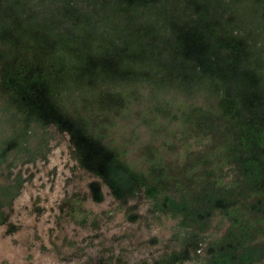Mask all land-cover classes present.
<instances>
[{"label": "trees", "instance_id": "16d2710c", "mask_svg": "<svg viewBox=\"0 0 264 264\" xmlns=\"http://www.w3.org/2000/svg\"><path fill=\"white\" fill-rule=\"evenodd\" d=\"M223 3L240 15L247 7L255 24L264 25L251 2ZM221 4L0 0L4 110L20 114L25 125L51 126L69 136L72 158L97 178L89 184L95 202L103 199V185L119 203L143 195L154 213L178 220L172 249L152 264H264V71L251 63L247 30L243 28L242 38L224 28L230 20L224 10L218 12ZM153 15L155 21L127 29L116 40L106 41L104 31H98L100 24L107 30L117 27L120 18L130 26L137 16ZM144 26L157 33H147ZM158 41L193 81L206 82L204 96L215 97L216 103L183 113L180 147L167 144L174 161L164 164L155 157L156 146L143 147L141 168L106 142L99 127L112 124L130 105L135 94L128 86L149 79L137 67L142 55L131 54L132 46ZM158 111L166 121L173 119L170 111ZM175 134L164 131L162 138L176 140ZM6 150H0V166ZM19 186L18 180L0 185V225L6 222L1 209L10 205ZM128 217L134 219L133 211Z\"/></svg>", "mask_w": 264, "mask_h": 264}, {"label": "rangeland", "instance_id": "374dc122", "mask_svg": "<svg viewBox=\"0 0 264 264\" xmlns=\"http://www.w3.org/2000/svg\"><path fill=\"white\" fill-rule=\"evenodd\" d=\"M243 9V15L231 12L238 24H255L247 7ZM150 18L155 21L156 16H137L130 26L120 18L123 22L117 27L107 30L100 24L98 31H104L106 41L116 40ZM114 22L112 17L111 27ZM144 46H132L131 54L142 55L136 64L149 79L145 85L128 86L126 90L135 94L130 105L112 124L99 127L107 135L106 142L125 152L130 165L141 168L143 147L156 146L155 157L164 164L174 161L168 145L172 142L177 148L181 142L183 113L191 106L209 108L216 103L215 97L204 96L206 82L193 81L187 68L182 71L179 59L172 62L170 50L160 41ZM146 56L151 59H143ZM160 108L170 111L173 119L166 121ZM21 120L20 114L4 110L0 96V150L7 149L0 185L20 183L10 205L1 209L6 222L0 225V264H152L172 249L178 220L154 213L151 200L143 195L119 203L103 185V199L95 202L89 184L97 178L72 158L69 136ZM164 131H176L178 139L162 138ZM12 140L15 143L8 145ZM70 206L79 207L78 213Z\"/></svg>", "mask_w": 264, "mask_h": 264}, {"label": "flooded vegetation", "instance_id": "af4514ba", "mask_svg": "<svg viewBox=\"0 0 264 264\" xmlns=\"http://www.w3.org/2000/svg\"><path fill=\"white\" fill-rule=\"evenodd\" d=\"M222 1V0H220ZM228 1V0H224ZM239 2H251L250 7L254 11H257L258 14H261L264 16V0H239ZM222 3V2H221ZM222 3L221 5H223ZM225 7H220L221 10H224L222 14L226 15L225 17H229L228 19L230 20L229 26H225V29H233L234 33H239L242 37V30L243 28L247 30V33L249 37L245 38L247 39L248 44L250 45L249 48L251 49L252 56L250 58L251 63H253L254 66H258L261 68V71H264V25L261 24H250V25H244V26H239L242 24H238L237 18H235L234 14L232 15L231 12H233V9H228V5L224 4ZM232 6V5H231ZM238 6V5H236ZM232 8V7H231ZM253 48V49H252Z\"/></svg>", "mask_w": 264, "mask_h": 264}]
</instances>
